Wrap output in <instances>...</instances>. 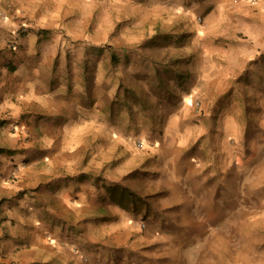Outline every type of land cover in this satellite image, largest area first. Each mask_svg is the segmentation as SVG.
<instances>
[{
  "label": "crops",
  "instance_id": "0c3cea01",
  "mask_svg": "<svg viewBox=\"0 0 264 264\" xmlns=\"http://www.w3.org/2000/svg\"><path fill=\"white\" fill-rule=\"evenodd\" d=\"M246 7V27L264 37V7ZM76 10L84 11L69 0H0L8 16H0V264H76L72 247L98 242L145 263L166 264L173 255L177 264L186 254L196 264H232L249 252L264 264V150L253 165L241 154L219 164V150L209 163L200 147L192 149V138L178 143L187 137L182 127L156 135L146 152L119 149L102 121L96 126L98 106L88 103V90L105 88L103 69L97 64L93 83L89 69L78 77L80 63L92 60L84 52L89 40L67 54L56 31L73 23L66 14ZM23 26L25 34L18 32ZM67 59L79 68L70 64L67 72ZM260 78L264 90V71ZM113 184L147 197L150 211L121 208L111 199Z\"/></svg>",
  "mask_w": 264,
  "mask_h": 264
},
{
  "label": "rangeland",
  "instance_id": "374dc122",
  "mask_svg": "<svg viewBox=\"0 0 264 264\" xmlns=\"http://www.w3.org/2000/svg\"><path fill=\"white\" fill-rule=\"evenodd\" d=\"M69 1L84 11L66 14L73 23H62L56 31L68 46L67 54L73 44L89 40L84 52L92 60H86L85 68L86 61L80 63L85 71L78 70V77L87 78L89 69L88 80L93 83L97 64L103 69L105 88L88 90V103L98 106L103 117H97L96 126L102 121L105 136L117 139L119 149L128 146L134 153L146 152L157 145L156 135L176 133L182 127L187 137L178 143L189 144L187 138H192V149L200 147L209 163L215 150L220 151L219 164L227 154L232 160L241 154L248 165L259 162L256 151L264 150L260 87L264 63L258 59L264 56V37L248 30L244 12L246 5L264 7V0L255 5L249 0ZM59 63L63 66L56 62L57 67ZM70 64L79 68L67 59L63 66L67 72ZM71 229L75 231L73 225ZM72 250L76 264H163L156 258L145 263L133 252L126 256L124 250L113 252L108 242ZM246 255L249 262H244V255L232 264H258L257 254ZM210 256L207 253L205 258ZM171 258L163 260L175 264ZM176 263L196 264L186 254Z\"/></svg>",
  "mask_w": 264,
  "mask_h": 264
},
{
  "label": "trees",
  "instance_id": "16d2710c",
  "mask_svg": "<svg viewBox=\"0 0 264 264\" xmlns=\"http://www.w3.org/2000/svg\"><path fill=\"white\" fill-rule=\"evenodd\" d=\"M109 193L111 199L117 203V205L133 215H139L143 206H145L148 212L150 211L151 205L147 197L139 195L136 191L128 187L113 184L109 186Z\"/></svg>",
  "mask_w": 264,
  "mask_h": 264
},
{
  "label": "built area",
  "instance_id": "2783aa9c",
  "mask_svg": "<svg viewBox=\"0 0 264 264\" xmlns=\"http://www.w3.org/2000/svg\"><path fill=\"white\" fill-rule=\"evenodd\" d=\"M252 4H256L258 2V0H249ZM0 16L3 19H7L8 16L4 11H0ZM23 31H27V26H23L22 27ZM15 40L17 39H13L11 42L8 43L9 47L11 49H15L18 45V42H16ZM21 170V165H15L13 168V173L16 175L19 173V171Z\"/></svg>",
  "mask_w": 264,
  "mask_h": 264
},
{
  "label": "clouds",
  "instance_id": "9594fccd",
  "mask_svg": "<svg viewBox=\"0 0 264 264\" xmlns=\"http://www.w3.org/2000/svg\"><path fill=\"white\" fill-rule=\"evenodd\" d=\"M144 226V225H143Z\"/></svg>",
  "mask_w": 264,
  "mask_h": 264
}]
</instances>
